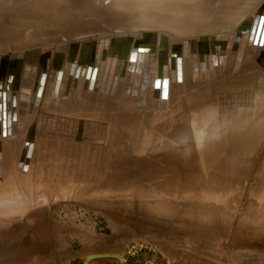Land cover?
I'll list each match as a JSON object with an SVG mask.
<instances>
[{
	"label": "rangeland",
	"instance_id": "374dc122",
	"mask_svg": "<svg viewBox=\"0 0 264 264\" xmlns=\"http://www.w3.org/2000/svg\"><path fill=\"white\" fill-rule=\"evenodd\" d=\"M235 1L238 0H215L212 3L210 14L206 15L201 12L202 19H205V16H207V20L212 21L213 9L219 13L226 12L237 3ZM237 24L233 26L226 24V26L221 25L219 27L220 24L214 26L213 23L211 27L216 28L208 29L207 33L202 35L203 37L199 35L201 38L198 35L189 37L190 34L159 32L154 39L155 45L147 48V54L150 55L148 57L153 59V64H155L152 69L150 68L148 70V79L146 81L148 84H151L152 79L154 81L162 72L158 54L170 59V52L172 56L175 53L177 55L180 44L178 45L176 43H185L188 38L195 39V41H191L194 42L192 44L193 47L200 51L199 56L197 52V56L194 57L195 59L187 65L189 68H183L182 80H177L176 78H173L174 80L171 79L169 89H172V93L177 92V89L180 92L181 90L184 92L186 87L194 88L196 86L198 88L202 83V86L198 90L199 93L195 91V95L198 94L197 96H199L204 92L208 98H206L204 93L201 96L202 99H199L200 96L196 98L197 96H194L193 92V95L191 94L193 97L191 95L190 97L196 100V105L193 103L194 100L186 95V92L182 93L184 97L180 95L174 98L175 96L170 95L168 99L164 100L167 103L163 101L160 104L157 102V104L154 103L153 98H150L152 95L145 93L146 103H143L139 102V98L132 93H125V88L122 95H118V98L120 100L125 96L124 101L129 104L131 103L128 107L130 114L127 116L124 115L123 110L122 112L115 110V112L113 108V112L110 111L112 108L108 106L109 104L106 100L108 98L104 97V94H107L106 90L104 91L105 93L103 91H100V94L97 93L96 101L93 98H87L89 107L88 110H84L85 114L81 112L83 110L80 108L76 111H80L81 115L74 110L78 114L77 116L75 115L77 118L73 113H69L68 107L75 101L81 99L82 96H76L77 98H74L60 95L52 98L50 104L44 98L40 105L36 107L42 109L41 111H44L48 107L46 111L49 112L48 114L50 116H48L46 111L41 112L36 107L35 113L33 110V113L28 115V117L25 115L24 120L31 122L33 119L34 123L28 126L22 123L18 135L10 136L11 140H5V143L9 147L8 150L5 143L0 146V149L2 148L1 150L5 148L3 153L7 155L3 154L2 169L0 168V183H6L13 191L14 196L20 194L24 197L17 200L22 206H17L14 205V199H7L6 195L2 198L1 195L4 193L0 191V264H264V67L257 62L258 56H254L255 54L252 56L249 55L250 57L248 59L245 56V61H243L242 55L245 54L244 51L241 53V60L236 64H233L231 60L229 63L228 59L226 61V58L230 55H228V49L233 51L232 48H236L233 51L236 53L238 49L241 50L242 46L247 47L248 40L246 38L244 42L243 40L240 42V38H238L239 48L235 46L231 47L230 42L228 43L229 40H227L224 47L227 53L225 52L224 57L222 53V55L220 53H218L219 55L217 54L216 50L219 46L217 47L213 41L214 38L219 37V34L233 33L241 25L237 26ZM235 26L237 27L234 29L233 27ZM238 33L243 34L242 29ZM128 34L137 36L153 35L152 33L139 32ZM166 35H171L169 36L171 39ZM111 36H101L97 39L98 41L105 40ZM97 39H87L73 43H96ZM171 42L175 43L172 44ZM167 44H171L169 45L170 51L167 48ZM174 44L176 45L174 46ZM69 45H72V43L57 46L55 48V57L49 63V70L56 67L63 70L64 78H66L64 80L69 79L70 74L73 75L72 69H74L70 63L72 62V56L65 52L66 46ZM200 45L202 46L200 47ZM254 45L258 44H253L252 46ZM190 46L191 44L186 45L188 54L191 52L189 50ZM252 46L250 45L247 48L246 52L248 51V54L251 53L249 49ZM262 46L264 47V45ZM201 48L203 50L204 48H208L211 54L207 51L206 53L209 55H205L203 58V55L200 56V53L203 52ZM130 49L131 47H129ZM172 50L176 51L173 52ZM88 51L87 57H92V55L94 57L96 56L95 48H91ZM24 55H28V53ZM29 55H33L34 57L32 56L29 59L26 77L32 63L36 64H34L35 67L37 64H40L39 54L37 56L36 53H29ZM210 55L212 57L211 60H209L211 58L209 57ZM220 55L224 58L220 64V68L222 69L220 71H223V74L219 73L221 75L218 76V74H211L217 67H212V61L216 64L220 63V59H222ZM197 58L199 60L201 59L200 61L206 58L208 61L206 68L211 66L213 69L209 67L211 69L210 74L208 70V73H201L199 71V64L201 63H199L200 61ZM102 59L103 57H101ZM246 60L248 63H253V65L251 64V66L246 63ZM242 61L246 63L242 66L246 68V65L248 67L250 65L254 73L248 67V70L246 68L248 72L244 68L241 72L240 67L242 68ZM161 62L163 63V61ZM93 63L96 64L97 62ZM5 65L8 66V63H5ZM70 67L72 68L70 69ZM156 68H159L160 71L156 70ZM194 68H196L195 73L187 76L188 78H184V73L187 72L186 70H194ZM203 69L205 68L203 67ZM223 69L226 72L225 74ZM18 70L17 72L15 71L14 77L18 83L20 82V85L22 82L21 79L24 76V69L20 67ZM69 70L70 72H68ZM163 70L164 75L169 74L167 76H170V67L168 69L164 68ZM239 70L241 74H244L245 71L247 74L245 73L243 76L238 73L241 78L240 76L237 77V74L228 73L230 71L238 72ZM249 72L250 75L258 73L260 76L257 74L251 77L249 76ZM212 73H215V71ZM171 74H174V71ZM129 75H133L132 72ZM214 75L218 77L215 79ZM205 76L207 79H210L209 81L213 80L212 90L211 84H208L209 81H206ZM230 76L231 79H237L231 80ZM9 77L10 74L8 75L7 73L5 84L9 83L7 90L12 92L13 88L10 85ZM31 77H33L32 73ZM238 78H241V80H238ZM247 79H253V82H250V80L248 82ZM217 80L222 81V84L224 82V85L220 84L221 82ZM140 81L141 79L136 80V82ZM185 81H188L191 86L188 87ZM191 81L195 82L192 83ZM200 81L202 82L200 83ZM173 82H175L174 84L176 86L172 84ZM176 82H178L179 86ZM244 82H246V86H244ZM191 83L194 84V87ZM203 83H205L204 86ZM214 84L218 89H216L217 87ZM225 84H230L231 86L228 85L229 87H226ZM202 87H205L204 89L206 90L204 91ZM208 87L210 88V92L209 90L207 91L209 89ZM222 87H226L227 89ZM231 88L232 91L230 90ZM215 89L219 92H213ZM238 89H241V93ZM170 90L169 94H171ZM140 91H142V88H140ZM215 93L221 96L220 100L223 99L222 106H219L221 101L218 100L219 95ZM99 95L104 99L100 98ZM209 95H212L213 98ZM231 95L235 96L232 97ZM187 96L190 101L192 100L191 102L187 100ZM182 97L184 100H181ZM214 97L218 100V102L216 101L217 104L215 103ZM227 98L228 101L229 98L231 99L229 103ZM97 99L98 101L99 99L103 100V102L99 101L98 104ZM208 99L214 101L211 100L209 102ZM188 101L190 102L189 104L187 103ZM199 101L206 105H202ZM100 102L104 107L103 105L99 106L101 105ZM169 102L171 104L174 102V104L177 103L178 105H171ZM51 103L53 108L48 110L50 109ZM151 103L156 104L155 106L152 104L154 106L153 109L150 105ZM223 103L228 105L225 106ZM133 104L136 106H133ZM191 104L193 106H190L189 110L187 106ZM55 105L57 107H61L62 105L65 111L62 107L57 108ZM145 105L151 106L149 108L147 106L148 111L144 107ZM207 105L211 113L208 112ZM185 106L188 108L187 112L194 111L193 113L188 112L192 116L185 113L186 111H183L186 110ZM99 107L101 109H98ZM131 107H134V109ZM175 107L179 108L177 109ZM218 107L220 109L223 107L224 109L219 115L211 116V114L214 113L213 115H215L220 110ZM195 108L199 111L195 110ZM204 109H207V111L202 114ZM53 110L56 112H52ZM98 110L101 114L98 113ZM137 110L138 112H136ZM139 111L142 112L140 113ZM135 113L147 115L143 117V115H135ZM89 114L91 116L94 115L93 118L91 116L89 118ZM98 115L101 116L100 119ZM38 116L42 117L43 121L37 118ZM66 116L69 118H66ZM79 116H83L85 122L83 118L80 122L78 120ZM124 116L129 119H125L126 121L128 120L129 125L125 121V123L122 122V118H125ZM140 116L141 118H139ZM186 116L189 118L187 119ZM145 117L147 118L145 119ZM86 118L89 122H86ZM136 118L138 120H145L138 121ZM174 118L176 119L174 120ZM74 119L77 120L75 121ZM95 120L98 122L95 123ZM77 121L82 123V126L78 127L76 124ZM120 121L123 124H120ZM83 123H86V126ZM92 123L94 124L92 125ZM40 124L43 126H41L42 128H40ZM65 125L66 127H64ZM128 126L130 128L127 129ZM35 127L36 129L34 130ZM84 127L87 128L85 129ZM65 128L67 131H74L75 135L78 134L81 138L83 137V142L86 144H81L83 143L82 140H79V142L71 136H69V139H75L76 142L75 140L69 141L66 135L68 132ZM77 129L78 131H76ZM62 130L64 131L62 132ZM179 130L180 136L177 134ZM197 131H200V138L196 136ZM55 132L57 134H54ZM59 132L61 133L60 135H58ZM34 134L35 136L32 137L31 135ZM69 134L72 135V133ZM54 135L59 137H54ZM16 136L17 138H15ZM41 137L43 139L46 138V147H43L44 143ZM31 139L35 143L33 155L35 153V156L38 155V149L36 148L39 146H42L40 148L44 151V148H46V155H43L45 156L43 157L41 156L43 154L41 152L43 151H38V153H41V155H38L39 158L42 160L43 157V160H40L39 163L38 156L34 158L32 155L29 168L27 167L28 169H25V173H23L24 177H22L21 173L23 169L20 165L23 162L22 155L24 148L27 146L24 141H31ZM38 139L41 140V143L37 147L38 144L36 142H40ZM34 140L37 141L35 142ZM51 140L52 142H50ZM9 141L11 145H13V142L18 143L17 146L15 143L13 145L17 148L9 145ZM19 142L23 145H19ZM74 143H80L81 147L84 146L85 148V145L88 146L89 144V148L87 147L85 153L83 152L85 150L83 147L82 153L84 155L79 153V156L75 152V157L79 156L81 158L77 159L78 161L76 163L73 155ZM80 144H77V146ZM24 145L25 147H22ZM90 145L94 146L91 148ZM10 147L15 151H11ZM90 148L92 149L91 152ZM127 148H130L132 152L133 162H131L128 155L126 156L123 153V150ZM6 150L7 152H5ZM8 151L11 152L9 153ZM55 154L58 156L60 154L62 158ZM63 155H66V158ZM172 156H177L178 158L176 157L175 160V157L173 158ZM67 158H71V161L70 159L67 160ZM31 160H34V163ZM62 160L64 162L65 160L70 161V163L65 162V165ZM41 162L47 163H43L44 165L42 167ZM74 163L75 165H73ZM153 163L156 168L152 166ZM146 164L151 168L148 165L149 168H146ZM40 165L41 167H39ZM123 170L130 172L128 176L134 175L120 179L118 175L115 177V173H121ZM71 172L74 175H78V177L72 175ZM186 189H189V192ZM175 192L179 193L177 194Z\"/></svg>",
	"mask_w": 264,
	"mask_h": 264
},
{
	"label": "bare ground",
	"instance_id": "6f19581e",
	"mask_svg": "<svg viewBox=\"0 0 264 264\" xmlns=\"http://www.w3.org/2000/svg\"><path fill=\"white\" fill-rule=\"evenodd\" d=\"M107 1H110L109 3H107ZM215 0H0V89L1 90H6V91H8L7 89H8V85H9V83L8 84H5L6 82H5V80H6V75H7V73H8V75L10 74V77H9V79H10V85H12V88H13V90H12V92H15L16 93V97L18 98V102H19V99L20 100H23V99H26V95H25V93L26 92H30V91H32V88H33V83H35V81L38 79V77L40 76V72H39V68H42V69H48L49 68V63L51 62V61H53V59H54V57H55V54H56V52H55V48L57 47V46H59V45H67L68 43H72V45H69V46H66V54L68 53V55L70 54L71 56H72V62H70L71 64H72V66H73V68L74 69H72L73 70V75H74V73H75V70H76V68H77V66H78V64L80 63V64H82V65H85V64H87V65H91V63H93V62H97L95 65L98 67L99 66V64H101V57H103V59H106V57L107 56H117V55H123V54H125L126 52H127V49L129 48V47H131V49L129 50V52L130 51H132L134 48H136V47H139V48H142V47H144L145 49H146V51L148 50L147 48L149 47V46H151V45H155V42H154V39L156 38V34H158L159 32H168L169 34H190V36L189 37H192V36H194V35H200V36H202V35H204L205 33H207V31H208V29H211V28H216V27H211V25L214 23V26H218V24H220V26L219 27H221V25H223V26H226V24H229V26H233V25H235L236 23H238L237 24V26H239L240 24V27L237 29V30H235L233 33H229V34H225V33H222V34H219V37L217 36L216 38H214L213 39V41H214V44H216L217 45V49H221V48H224L225 47V44H226V41L227 40H229L228 41V43L230 42V45H231V47L232 46H235V47H238L239 46V44L238 43H236V41H237V39L235 38V36H236V34H237V32L240 30V29H242V31H246L247 29H251V27H252V25L253 24H256L258 27L260 26V24H261V17L262 16H264V0H238V1H235V2H237L234 6H232V8L231 9H229L228 11H226V12H216V10L214 11V9H213V12H214V14H213V18H212V21H210V20H207V16H205V19H202V16H201V12H203V13H205L206 15L207 14H210V12H211V7H212V3L214 2ZM218 13V14H217ZM259 15V16H258ZM259 17L258 18V20H255L256 19V17ZM38 21H39V23H38ZM237 26H235V27H233L234 29L237 27ZM133 32H139V33H152L153 35L151 36V35H144V36H137V35H133V34H128V33H133ZM120 33H125V35H123V34H121L120 35ZM127 33V34H126ZM115 34H117L116 36H115ZM119 34V35H118ZM33 35V36H32ZM108 35H112L111 37H109L108 39H105V40H99L98 41V39H99V37H103V36H108ZM165 36V35H164ZM163 36V37H164ZM166 36H168V35H166ZM169 36H171V35H169ZM168 36V37H169ZM199 36V37H200ZM175 37H177V36H175ZM203 37V36H202ZM98 38V39H97ZM170 38V37H169ZM168 38V39H169ZM172 38H174V37H172ZM201 38V37H200ZM206 38V37H205ZM89 40V39H97V41H96V43H86V42H83V43H73V42H79V41H84V40ZM171 39V38H170ZM204 39V38H203ZM178 40V39H177ZM192 38L190 39V38H188L187 40H186V42L185 43H179L178 41V43H176V44H180L179 46H178V52H177V55H176V53L174 54V56H176V57H174V56H172L171 55V52H170V59H167V57H165V56H162L161 54H158V58L160 59L159 61H160V66H161V71H163V69L165 68H169L170 66H171V64L173 65V67H175L176 66V63H178L179 64V66H181L182 68H185V67H187V65H189L192 61H193V59H195L194 57L195 56H197V52H198V56H199V50H197V49H195L194 47H193V45L192 44H194V42H192V41H195V39H193L192 41ZM212 40V39H211ZM91 41V40H90ZM173 41V40H172ZM201 41V40H200ZM207 41V40H206ZM213 41H212V43H213ZM197 42V41H196ZM240 42H242V37L240 38ZM244 42V41H243ZM260 42L261 41H259V42H253V39H252V41L251 42H249V40H248V44H247V47L246 46H244V47H246V50H247V48L248 47H250V45L252 46L253 44H258V45H254V46H252V48H250L249 50H250V54H248V51L246 52V50H245V54L244 55H242V57H243V61H245V59H244V57L246 56L247 57V59L250 57V56H252V55H254V56H258L257 57V62L262 66V67H264V47L262 46V45H264V44H260ZM162 43V42H161ZM172 43V42H171ZM173 43H175V42H173ZM172 43V44H173ZM201 43H202V41H201ZM211 43V44H212ZM223 43V44H222ZM165 44V43H164ZM176 44H174V46L176 45ZM188 44H191V46H190V51L192 52V54H191V52H190V54H188V52H187V49H186V45H188ZM208 44V43H207ZM166 45V44H165ZM168 46H167V48L169 49V51H170V47H169V45H171V44H167ZM203 45V44H202ZM202 45H200V47L202 46ZM206 45V44H205ZM220 45H221V47H220ZM209 46V45H208ZM172 47V46H171ZM204 47V46H203ZM202 47V48H203ZM213 47V46H212ZM215 47V46H214ZM64 48V47H63ZM91 48H95V50H96V56L94 57V55H92V57H87V52H89L88 50L89 49H91ZM155 48V47H154ZM153 48V49H154ZM159 48V47H158ZM157 48V49H158ZM166 48V47H165ZM173 48H175V47H173ZM177 48V47H176ZM201 48V49H202ZM65 49V48H64ZM64 49H63V51H64ZM156 49V50H157ZM164 49V48H163ZM172 49V48H171ZM150 50V49H149ZM167 50V49H166ZM203 50V49H202ZM232 50L233 51H235L236 49L235 48H232ZM62 51V52H63ZM159 51V50H158ZM168 51V50H167ZM173 52L174 51H176V50H172ZM233 51H230V49H228V55H229V57L228 58H226V61H227V59H228V61H229V63L231 62V61H233L232 63L233 64H236L240 59H241V50H239L238 49V51L236 52V53H234ZM152 52H154V51H152ZM162 52V51H161ZM226 52V53H227ZM26 53H28V55H24V54H26ZM29 53H36V55L38 56V54H39V57L38 58H40V64H37V66L35 67L34 66V64L32 63V62H30V63H32V65H30V67H29V70H28V75H27V77H26V74H27V66H28V63H29V59H31L32 58V56L33 55H29ZM64 53V52H63ZM95 53V52H94ZM148 53H150L149 51H148ZM158 53V52H157ZM160 53V52H159ZM167 53H169V52H167ZM167 53H165V54H167ZM213 53V52H212ZM219 52L217 51V54H218ZM259 53V54H258ZM201 54V53H200ZM207 54V53H206ZM209 54H211V52H209ZM209 54H207V56L209 55ZM216 54V53H215ZM216 54V55H217ZM221 54V53H220ZM222 54L224 55L225 54V52H222ZM221 54V55H222ZM63 55V54H62ZM148 55L149 54H147V57H148ZM213 55V54H212ZM219 55V54H218ZM217 55V56H218ZM221 55H220V58H222L221 57ZM233 55V56H232ZM250 55V56H249ZM64 56V55H63ZM63 56H62V58H63ZM150 56V55H149ZM151 56H154V55H151ZM179 56H181V58H178ZM201 56V55H200ZM205 56V55H204ZM204 56H203V58H204ZM206 56V57H207ZM225 56V55H224ZM223 56V57H224ZM12 57V58H11ZM34 57V56H33ZM160 57H162V58H160ZM174 57V58H173ZM209 57H211V55L209 56ZM61 58V57H60ZM61 58V59H62ZM149 58V57H148ZM169 58V57H168ZM198 59V58H197ZM212 59V57L209 59V60H211ZM218 59H219V57H218ZM79 60H81V61H79ZM199 60V59H198ZM197 60V61H198ZM201 60V59H200ZM199 60V61H200ZM221 60V62L220 63H218V66L213 70V71H215V73H212L211 72V70L209 71V74H210V72H211V74H218V76L219 75H221V74H219V73H222L223 71H220V70H222L221 68H220V64L223 62L222 60H224V58H222V59H220ZM219 60V61H220ZM231 60V61H230ZM161 61H163V63L161 62ZM195 61V60H194ZM196 61V62H197ZM219 61H217V62H219ZM242 61V63L243 64H241V66L242 65H244V63L245 62H243ZM247 61V60H246ZM62 62V61H61ZM60 62V63H61ZM158 62V61H157ZM5 63H8V66L7 65H5ZM21 63V64H20ZM156 63V62H155ZM195 63V62H194ZM200 63V62H199ZM207 63H208V61H207ZM246 63H248V61L246 62ZM245 63V64H246ZM94 64V63H93ZM146 64L147 63H144V66H146ZM167 64V66H165ZM195 64H197V63H195ZM248 64H252L253 65V63H248ZM36 65V64H35ZM61 65V64H60ZM59 65V66H60ZM155 65V64H154ZM200 65V64H199ZM210 65V64H209ZM249 65V67H248V65H246L250 70H251V66ZM34 66V67H33ZM151 66V65H150ZM193 66V65H192ZM208 66V65H207ZM206 66V67H207ZM18 67V68H17ZM23 68L24 70V76H23V78L21 79L22 80V82H21V84L19 85V83L17 82V80L15 79V77H14V75H15V71L17 72V70L19 69V68ZM162 67H164V68H162ZM210 68H211V66H209ZM209 67H208V69H209ZM221 67H223V66H221ZM246 67V68H247ZM72 67H70V69H71ZM187 68H189V67H187ZM245 69L246 70V68L244 67V66H242V68L240 67V69H241V72H242V69ZM248 68H247V70H248ZM17 69V70H16ZM195 69L196 68H194V70H189V69H187L186 71V73H184L185 75V77L184 78H188L187 76H189V75H193L194 73H195ZM207 69V68H206ZM225 69V68H224ZM223 69V70H224ZM264 69V68H263ZM262 69V70H263ZM21 70V69H20ZM51 70V69H50ZM97 71H98V68L96 69ZM156 70H159V68H156ZM185 70V69H184ZM246 70V71H247ZM65 71H66V69H65ZM155 71V70H154ZM160 71V70H159ZM219 71V72H218ZM246 71H245V73H246ZM261 71V70H260ZM264 71V70H263ZM6 72V73H5ZM18 72H19V70H18ZM51 72V71H50ZM68 72H70V70L68 71ZM156 72V71H155ZM154 72V73H155ZM248 72V71H247ZM251 72H252V70H251ZM31 73H32V75H33V79L34 80H31L30 81V79H31ZM159 73V72H158ZM208 73V72H207ZM226 72H225V70H224V74H225ZM228 73H234L235 75L237 74V77L238 76H240L238 73H240V70L238 71V72H232V71H230V72H228ZM244 73V74H245ZM252 73H254V72H252ZM264 73V72H263ZM36 74H38V77H36L35 78V75ZM68 74V73H67ZM160 74H162V72L160 73ZM223 74V73H222ZM241 74V73H240ZM244 74H241V75H243L244 76ZM247 74V73H246ZM258 74V73H257ZM257 74H255V75H253V74H251L250 75V72H249V76H251V77H253V76H256ZM261 74V73H260ZM71 75V74H70ZM69 75V76H70ZM153 75V74H152ZM167 75H169V74H167ZM174 75V74H173ZM208 75V74H207ZM206 75V76H207ZM214 75V78L216 79L218 76H215ZM234 75V76H235ZM253 75V76H252ZM259 75V74H258ZM66 76H68V75H66ZM206 76H205V79H207L206 78ZM209 76V75H208ZM207 76V77H208ZM226 76V75H225ZM228 76V75H227ZM248 76V75H247ZM260 76V75H259ZM63 77H64V75H63ZM221 78H222V76H220ZM229 77V76H228ZM241 77V76H240ZM250 77V78H251ZM70 78V77H69ZM72 78V77H71ZM225 78V77H224ZM242 78V77H241ZM241 78L239 79L238 78V80H241ZM243 78H245V77H243ZM63 79H66V78H63ZM175 79V78H174ZM173 79V80H174ZM181 79H183V78H181ZM212 79H213V77H212ZM230 79H231V76H230ZM232 79H234V78H232ZM231 79V80H232ZM237 79V78H236ZM236 79H234V80H236ZM246 79V78H245ZM24 80V81H23ZM68 80V79H67ZM200 80H201V78H200ZM210 79H207L206 81H209ZM237 80V81H238ZM243 80V79H242ZM250 80V82H253V79H249ZM249 80L247 79V81L249 82ZM252 80V81H251ZM254 80H255V78H254ZM203 81V80H202ZM202 81H200V83L202 82ZM205 81V82H206ZM216 81V80H215ZM214 81V82H215ZM218 81V80H217ZM225 81V80H224ZM229 81V80H228ZM237 81H236V83H237ZM245 81V80H244ZM246 81V82H247ZM183 83H184V81H182ZM186 83L185 84H187V86L188 87H190L191 85H190V83H188V81H185ZM192 82V81H191ZM193 82H195V81H193ZM192 82V83H193ZM218 82H221L220 84H222V81H218ZM217 82V83H218ZM246 82H244L243 84H244V86H246L245 85V83ZM154 83V82H153ZM171 83V82H170ZM175 82H173L172 84H174ZM177 84H178V82H176ZM182 83V84H183ZM191 83V84H192ZM208 83V82H207ZM216 83V84H217ZM232 83V82H231ZM241 83V82H240ZM254 83H255V81H254ZM204 84L205 83H203V86H204ZM208 84H211V90H212V84H213V80L212 81H209V83ZM227 84V83H226ZM225 84V85H226ZM232 84H235V83H232ZM175 85V84H174ZM197 85V84H196ZM199 85V84H198ZM215 85V84H214ZM214 85H213V88H214ZM222 85H224V82H223V84ZM229 86H231L230 84H228ZM228 85H226V87L228 86ZM240 85H242V84H240ZM240 85H238L239 87H242V86H240ZM253 85V84H252ZM170 86V85H169ZM176 86V85H175ZM178 86H179V84H178ZM192 86L194 87V84H192ZM201 86H202V83H201ZM200 86V87H201ZM206 86V85H205ZM208 86V85H207ZM216 86V85H215ZM217 86H218V84H217ZM216 86V87H217ZM228 86V87H229ZM233 86V85H232ZM238 86H236L237 88H238ZM249 86V85H248ZM251 86V85H250ZM11 87V86H10ZM174 87V86H173ZM182 87V86H181ZM200 87H198V88H196V86L194 87V88H187L186 87V89H185V91L184 92H186V95H188L189 97H190V95L192 94L193 95V92H194V96H197V95H195V91L197 92L198 90H199V88ZM210 87V86H209ZM208 87V88H209ZM215 87V88H216ZM226 87H222V88H226ZM235 87V88H236ZM183 88V87H182ZM205 88V87H204ZM203 87H202V89L205 91L206 89H204ZM221 88V89H222ZM234 88V90L235 91H237L236 89ZM251 88V87H250ZM197 89V90H196ZM216 89H218V87L216 88ZM216 89L213 91V92H215L216 91ZM227 89V88H226ZM246 89H248V88H246ZM252 89V88H251ZM253 89H254V87H253ZM29 90V91H28ZM123 90H124V87H123V85H122V82L120 83V85L117 87V89H116V91H111V90H106L107 91V94H106V96H105V94H104V97L106 98H108V99H106L107 100V103L109 104L108 106H110L112 109H110V108H108V109H110V111H112L113 110V108H114V110L113 111H117V112H119V111H121L122 112V110H123V113H124V115H128V114H130L129 113V105L131 104H129V103H126L125 101H124V99H125V96L122 98V99H120L119 100V98H118V95H122V92H123ZM170 90V89H169ZM176 90V89H175ZM202 90V91H203ZM209 90V92H210V88L209 89H207V91ZM219 90H220V88H219ZM224 90V89H223ZM231 91H232V88L230 89ZM242 90H244V89H242ZM171 91V94H169V96L171 95V96H175L174 98H176V96L178 97V96H180V95H182V93H184V92H182V90H181V92L177 89L176 91L177 92H175V93H172V89L170 90ZM202 91H200V92H202ZM221 91V90H220ZM225 91V90H224ZM235 91H233V92H235ZM238 91H240V93H241V89H238ZM249 91V90H248ZM100 91H98V93H99ZM125 92V91H124ZM216 92H219V91H216ZM226 92V91H225ZM233 92H231V93H233ZM31 93V92H30ZM29 93V94H30ZM102 93V92H101ZM197 93H199V91L197 92ZM203 93L204 92H202V94L201 95H199V96H197L196 98H198L199 97V99H202L201 98V96H203ZM221 93V92H220ZM238 93V92H237ZM244 93V92H243ZM246 93V92H245ZM100 94V93H99ZM151 94V93H150ZM206 93H204V95H205ZM207 94H208V92H207ZM210 94H212V93H210ZM215 94H218V93H215ZM223 94H225L224 92H223ZM229 94V93H228ZM227 94V95H228ZM236 94V93H235ZM20 95V96H19ZM98 95V94H97ZM185 95V96H186ZM191 95V96H192ZM219 95V94H218ZM238 95H239V93H238ZM84 97V98H82V97ZM102 96H103V94H102ZM129 96H131V95H129ZM168 96V97H169ZM183 97H184V95H182ZM187 96V100H189V97ZM206 96V95H205ZM210 96V95H209ZM212 96V95H211ZM210 96V97H211ZM225 96V95H224ZM224 96H222L223 98H224ZM229 96V95H228ZM232 97L233 96H235V95H231ZM80 97H81V99H79V100H77V101H75L70 107H68L69 108V113L71 112V113H73L74 114V116L76 115H78L77 113L79 112V115H81L80 113L82 112V113H84L85 114V112H84V110H88V107H89V104H88V94H87V91H83L82 93H81V95H80ZM97 96L95 95V96H93L92 98L95 100V98H96ZM99 97L100 98H103V97H101L100 95H99ZM183 97L181 98V100L183 99ZM193 97V96H192ZM209 97V98H210ZM220 95H219V98H218V100L219 101H221V103H220V105L219 106H222L221 104H222V100H220ZM231 97V98H232ZM70 98V97H69ZM75 98V97H74ZM77 98V97H76ZM79 98V97H78ZM129 98V97H128ZM149 98V97H148ZM150 98H152L151 96H150ZM191 98V97H190ZM195 98V99H196ZM206 98H208L207 96H206ZM212 98H213V96H212ZM241 98V97H240ZM243 98V97H242ZM44 99V98H43ZM59 99V98H58ZM63 99H64V97H63ZM90 99V98H89ZM104 99V98H103ZM161 99V98H160ZM179 99H180V97H179ZM192 99V98H191ZM203 99H204V97H203ZM214 99H215V103H216V101L218 102V100H216V98L214 97ZM71 100V99H70ZM74 100H76V99H74ZM108 100H109V102H108ZM178 100V99H177ZM184 100V99H183ZM192 100H194V99H192ZM191 100V101H192ZM205 101H207V99H204ZM209 100V99H208ZM212 100V99H211ZM211 100H209V102L211 101ZM226 100V99H225ZM231 99L229 98V101H230ZM43 101V100H42ZM96 101V100H95ZM97 101H98V99H97ZM99 101H102L103 102V100H100L99 99ZM99 101H98V104H99ZM105 101V100H104ZM153 101V100H152ZM164 100H160V102H163ZM171 101H173V100H171ZM190 101V100H189ZM187 102L188 104L191 102ZM196 100H194L193 101V103H195V105H196V102H195ZM198 101V100H197ZM201 101H203V100H201ZM201 101H199L200 103H201ZM212 101H214V100H212ZM227 101H228V98H227ZM229 101H228V103H229ZM52 102V101H51ZM92 102V101H91ZM164 102H166L167 103V101H164ZM177 102V101H176ZM204 102V101H203ZM202 102V103H203ZM21 103L23 104L24 102L23 101H21ZM54 103V102H53ZM55 103H56V100H55ZM58 103H59V101H58ZM66 103V102H65ZM64 103V104H65ZM101 103V102H100ZM106 102H105V104H107ZM170 104H171V102H169ZM177 103H179V102H177ZM177 103H175L174 104V102L172 103V104H174V105H176ZM185 103V102H184ZM198 103V102H197ZM199 103V104H200ZM201 103V104H202ZM204 103H207V102H204ZM214 103V102H213ZM213 103H212V105H213ZM215 103H214V105H215ZM225 103H227V102H225ZM225 103H223V105L225 104ZM238 103V102H237ZM49 104H50V101H49ZM96 104V103H95ZM152 104L153 103H151L150 105L152 106ZM158 104H160V103H158ZM162 104V103H161ZM171 104V105H172ZM186 104V103H185ZM208 104H211V103H208ZM217 104V103H216ZM56 105H58V104H56ZM55 105V107H57ZM62 105H63V103H62ZM61 105V107L63 108V106ZM103 104L101 103V105H99V106H102ZM149 105V106H150ZM154 105V104H153ZM178 105V104H177ZM176 105V106H177ZM184 105V104H183ZM182 105V106H183ZM198 105V104H197ZM202 105H206V104H202ZM213 105V107L215 108V106ZM226 105H228V104H225V106ZM47 106H48V104H47ZM60 106V105H59ZM97 106V105H96ZM133 106H136V105H134L133 104ZM147 106L148 105H145L144 107L146 108V110L148 111L149 109V106H148V108H147ZM150 106V107H151ZM155 106V105H154ZM154 106H152V109H153V107ZM168 106V105H167ZM192 107L193 105L191 104V105H188L187 107L189 108V107ZM41 107V106H40ZM43 107V106H42ZM44 107H46V106H44ZM61 107H57V108H61ZM95 107V106H94ZM103 107H104V105H103ZM161 107V106H160ZM202 107V106H201ZM210 107H211V105H210ZM212 107V108H213ZM37 108V107H36ZM47 108L48 107H46L45 108V110L44 111H41L42 109H38L37 108V110H39V111H41V112H45L46 110H47ZM51 108H53V106H52V103H51V105H50V109H48V110H51ZM78 108H80V109H82L83 111H76V110H78ZM131 108H133L134 109V107H131ZM141 108H143V107H141ZM144 108V109H145ZM166 108V107H165ZM168 108V107H167ZM172 108V107H171ZM175 108H177V107H175ZM175 108H173L174 110H175ZM179 108V107H178ZM177 108V109H178ZM185 108H186V106H185ZM188 108H186V110H183L182 108V110L183 111H186L185 113H187V114H189L190 115V113H188V112H191V111H188L187 112V109ZM194 108V107H193ZM219 109H220V107H218ZM90 109H91V107H90ZM98 109H101L100 107L98 108ZM106 109V108H105ZM151 109V108H150ZM161 109V108H160ZM180 109V110H181ZM192 109V108H191ZM200 109V108H199ZM207 109H208V105H207ZM207 109H204L203 110V112H202V114L204 113V112H206L207 111ZM224 108L222 107L219 111H217V113L215 114V115H213V114H211V116H217V115H219V113L220 112H222V110H223ZM36 110V111H37ZM54 110H56L55 108H54ZM54 110L52 111V112H54ZM63 110H64V108H63ZM77 112H75V111ZM93 110V109H92ZM95 110V109H94ZM131 110V109H130ZM135 110H136V108H135ZM140 110H142V109H140ZM158 110V109H157ZM189 110H190V108H189ZM195 110H198L197 108H195ZM209 111L208 112H210V109H208ZM57 111V110H56ZM55 111V112H56ZM65 111V110H64ZM112 111V112H113ZM115 111V112H116ZM143 111V110H142ZM141 111V112H142ZM159 111V110H158ZM166 111V110H165ZM199 111V110H198ZM198 111H197V113H198ZM202 111V110H201ZM38 112V111H37ZM37 112H36V114H37ZM47 112V111H46ZM51 112V111H50ZM54 112V113H55ZM58 112V111H57ZM97 112V111H96ZM100 111L98 110V113H99ZM133 113H134V111H132ZM136 112H138V110L136 111ZM140 112V111H139ZM140 112V113H141ZM155 112H156V110H155ZM180 112V111H179ZM194 112V111H193ZM193 112H191V113H193ZM34 113H35V108H34ZM39 113V112H38ZM49 112H47V114H48ZM62 113V112H61ZM91 114H92V112H90ZM133 113H131L132 115H133ZM140 113H135V115L136 114H140ZM148 113V112H147ZM150 113V112H149ZM157 113V112H156ZM159 113V112H158ZM211 113V112H210ZM36 114H34V115H36ZM64 114H65V112H64ZM87 114V113H86ZM99 114H101V113H99ZM109 114V113H108ZM155 114V113H154ZM182 114V113H181ZM183 114H184V112H183ZM194 114H196V113H194ZM193 114V115H194ZM200 114V113H199ZM38 115V114H37ZM54 115V114H53ZM67 116H68V114H66ZM71 115V114H70ZM83 115V114H82ZM96 115H97V113H96ZM114 115V114H113ZM141 116L143 115V117L144 116H146L147 114H140ZM152 115V114H151ZM150 115V116H151ZM209 115V114H208ZM222 115V114H221ZM47 116V115H46ZM48 116H50L49 114H48ZM47 116V117H48ZM63 116V115H62ZM66 116V118H69V117H67ZM75 116V117H76ZM89 116H91L90 114L88 115V117ZM93 116L94 115H92L91 117L93 118ZM98 116H100V115H98ZM103 116H104V114H103ZM139 116V115H138ZM141 116L139 117V118H141ZM178 116V115H177ZM185 116V115H184ZM190 116H192V115H190ZM24 117H25V115H23V116H20L19 117V120H18V130H17V135H18V133H19V128L21 127L20 125L23 123V124H25V125H29V124H31V123H34V120L32 119V121L31 122H27L26 120H24ZM27 117H28V115H27ZM36 117V116H35ZM35 117H34V119H35ZM47 117H45V118H47ZM57 117V116H56ZM81 117V118H80ZM125 117V116H124ZM129 117H130V115H129ZM133 117V116H132ZM147 117H149V116H147ZM147 117H145V119L147 118ZM195 117H196V115H195ZM194 117V118H195ZM37 118H40L41 120H42V117H37ZM36 118V119H37ZM49 118V117H48ZM73 118V117H72ZM77 118V117H76ZM82 118H83V120L85 119L83 116H79V118H78V120L81 122L82 121ZM90 118V117H89ZM95 118H96V116H95ZM94 118V119H95ZM101 118V116L99 117V119ZM171 118H173V117H171ZM186 118L188 119L189 117H187L186 116ZM185 118V119H186ZM44 119V118H43ZM52 119V118H51ZM81 119V120H80ZM109 119V118H108ZM116 119V118H115ZM119 119V118H118ZM125 119H128V118H122V122H127V125H129V123H128V120L126 121ZM137 119V118H136ZM145 119H143V120H145ZM176 118H174V120H175ZM47 120V119H46ZM75 120V119H74ZM77 120V119H76ZM75 120V121H76ZM86 122H89L88 121V119L86 118ZM98 120V119H97ZM138 120V119H137ZM136 120V121H137ZM140 120H142V119H139L138 121H140ZM142 120V121H143ZM38 121V120H37ZM43 121V120H42ZM41 121V122H42ZM62 121V120H61ZM79 121H77V125H78V127L79 126H82V123H79ZM91 121V120H90ZM100 121V120H99ZM102 121V120H101ZM106 121V120H105ZM120 121V122H121ZM141 121V122H142ZM152 121V120H151ZM154 121V120H153ZM165 121V120H164ZM167 121H168V119H167ZM56 122V121H55ZM66 122V121H65ZM84 122H85V120H84ZM92 122H94L93 120H92ZM96 122H98V121H96L95 120V123ZM103 122V121H102ZM120 123V124H123V123ZM124 122V123H125ZM38 124H39V122H37ZM36 123V124H37ZM48 123V122H47ZM61 123V122H60ZM74 123V122H73ZM91 123V122H90ZM103 123H105V122H103ZM114 123V122H113ZM45 124V123H44ZM43 124V125H44ZM71 124V123H70ZM84 125L86 124V123H83ZM94 123H92V125H93ZM168 124H169V122H168ZM32 125V124H31ZM50 125H51V123H50ZM64 125V124H63ZM74 126H75V124H73ZM126 125V124H125ZM42 125L40 124V128H42L41 127ZM48 126H49V124H48ZM86 126V125H85ZM89 126V125H88ZM98 126V125H97ZM132 126H134V125H132ZM37 127V126H36ZM36 127L34 128V130L36 129ZM60 127V126H59ZM64 127H66V125L64 126ZM76 127V126H75ZM95 127H96V125H95ZM125 127V126H124ZM123 127V128H124ZM39 128V127H38ZM72 128V127H71ZM77 128V127H76ZM83 128V127H82ZM85 128V127H84ZM87 128V127H86ZM85 128V129H86ZM122 128V127H121ZM128 128H130V126H128L127 127V129ZM159 128V127H158ZM173 128V127H172ZM91 129V128H90ZM65 130H66V128H65ZM68 130H70V129H68ZM73 130H75V129H73ZM140 130V129H139ZM175 130V129H174ZM41 131V130H40ZM67 131V130H66ZM76 131H78V129L76 130ZM87 131V130H86ZM141 131V130H140ZM161 131V130H160ZM172 131V130H171ZM170 131V132H171ZM177 131V130H176ZM43 132V131H42ZM50 133H52L51 131H49ZM58 132V131H57ZM62 132H63V130H62ZM74 132V131H73ZM72 132V133H73ZM82 132V131H81ZM81 132H77V133H81ZM180 130L178 131V135L180 136ZM35 133H36V131H35ZM76 133V132H75ZM84 133V132H83ZM165 134H166V132H164ZM163 133V134H164ZM200 131H197L196 132V136L197 137H199L200 138ZM28 134V133H27ZM54 134H57L56 132L54 133ZM61 133L59 132L58 133V135H60ZM203 134V133H202ZM26 135V134H25ZM45 135V134H44ZM67 135V134H66ZM78 135V134H77ZM162 135V134H161ZM28 136V135H27ZM32 137L33 136H35V134L34 135H31ZM43 136V135H42ZM164 136V135H163ZM47 137V136H46ZM55 137V136H54ZM57 137H59V136H57ZM62 137V136H61ZM15 138H17V136L15 137ZM36 138V137H35ZM38 138V137H37ZM42 138V137H41ZM48 138V137H47ZM52 138V137H51ZM50 138V139H51ZM64 138V137H63ZM73 138V137H72ZM72 138H70L69 139V136H68V139H69V141H71V140H75V139H72ZM74 138H76V137H74ZM180 138V137H179ZM178 138V139H179ZM30 139V138H29ZM33 139V138H32ZM32 139H31V141H32ZM49 139V140H50ZM59 139V138H58ZM66 139V138H65ZM65 139H63V140H65ZM82 139H83V137H82ZM87 139V138H86ZM5 140H11L10 139V136H4V135H2L1 133H0V146L3 144V143H5ZM22 140V139H21ZM25 140V139H24ZM52 140H53V138H52ZM52 140L50 141V142H52ZM84 140V139H83ZM83 140H82V142H83ZM192 140V139H191ZM23 141V140H22ZM22 141H20V142H22ZM27 141V140H26ZM26 141H24L25 143H26ZM35 142L37 141V140H34ZM38 141H40V142H36L37 144V147L39 146V144L41 143V140H39L38 139ZM81 141V140H80ZM79 141V142H80ZM193 141V140H192ZM10 142V141H9ZM19 142V145L20 144H22V143H20ZM42 142L44 143V139L42 138ZM47 142V141H46ZM55 142V141H54ZM72 142H74V141H72ZM71 142V143H72ZM75 142H76V140H75ZM85 142H87L86 140H85ZM227 142V141H226ZM16 144V146H17V144L18 143H16V142H13L12 144L13 145H15ZM34 143V142H33ZM42 143V144H43ZM48 143H49V141H48ZM88 143V142H87ZM6 144V148H7V150H8V145H7V143H5ZM24 144V143H23ZM22 144V145H23ZM35 144V143H34ZM41 144V145H42ZM50 144V143H49ZM75 144V143H74ZM74 144H71V145H74ZM77 144H80V143H77ZM81 144H86V143H81ZM81 144L79 145V146H77L76 147V153H82V150H83V147H81ZM4 145V144H3ZM9 145H11V142H10V144ZM13 145H11L12 147H14ZM26 145V144H25ZM25 145L24 146H22V147H25ZM66 145V144H65ZM68 145V144H67ZM15 146V147H16ZM35 146V145H34ZM45 145L43 144V147H44ZM70 146V145H69ZM86 146V148H85V150L83 151L84 153H85V151H87V147L89 148V144H88V146L87 145H85ZM94 146V145H93ZM93 146H91L90 145V147L92 148ZM2 147H4V146H2ZM14 147V148H15ZM42 148V146H39L38 148H36V149H38V151H40L41 150V148ZM46 147V146H45ZM56 147V146H55ZM63 147V146H62ZM68 147V146H67ZM66 147V148H67ZM225 147V146H224ZM11 148V147H10ZM17 148V147H16ZM59 148V147H58ZM57 148V149H58ZM90 148V152H91V149ZM212 148V147H211ZM2 149V148H1ZM0 149V150H1ZM5 148H3V150H4ZM19 149V148H18ZM21 149V148H20ZM45 149V151H46V148H44ZM56 149V150H57ZM95 149V148H94ZM2 150V151H3ZM7 150L5 151V152H7ZM12 150H14V149H12L11 148V151ZM70 150V149H69ZM11 151H8L9 153L11 152ZM15 151V150H14ZM16 151H18V150H16ZM38 151H37V154L39 155H41V151H43V149L38 153ZM51 151V150H50ZM54 151H55V149H54ZM71 151V150H70ZM34 152H36V151H34ZM49 151H47V153H48ZM88 152H89V149H88ZM202 152V151H201ZM8 153V154H9ZM87 153V152H86ZM123 153L127 156H129V158L131 159V162H133V160H134V158L132 157L133 155H132V152L130 151V148H127V149H125V150H123ZM3 154H5V153H3ZM14 154H15V152H14ZM49 154H50V152H49ZM54 154V153H53ZM53 154H51V155H53ZM80 154H79V156H80ZM6 155V154H5ZM35 155H36V153H35ZM35 155H33L34 156V158L35 157H37V156H35ZM44 155H46V153L44 154ZM55 155H57V154H55ZM82 155H84L83 153H82ZM88 155V154H87ZM177 155V154H176ZM183 155V154H182ZM7 156V155H6ZM42 156V155H41ZM58 156V155H57ZM61 155L59 154V156L58 157H60ZM79 156H77L78 158L77 159H79L80 157ZM85 156H86V154H85ZM178 156V155H177ZM176 156V157H177ZM5 157V156H4ZM43 157H45V156H43ZM43 157H42V160H43ZM63 157L64 158H66V155L64 156L63 155ZM87 157V156H86ZM173 157V156H172ZM175 157V156H174ZM173 157V158H174ZM176 157H175V160H176ZM38 158H39V156H38ZM61 158H62V156H61ZM178 158V157H177ZM180 158V157H179ZM184 158V157H183ZM200 158V157H199ZM68 159H70V161H71V158H67V160ZM75 160V163H76V161H78V160ZM81 159V158H80ZM201 159V158H200ZM36 160H38V159H36ZM40 160H41V158H39V161H38V163L40 162ZM41 160V161H42ZM44 160H45V158H44ZM174 160V161H175ZM32 161V160H31ZM34 161V160H33ZM32 161V162H33ZM63 161V160H62ZM62 161H61V164H62ZM70 161L68 162V161H66L65 160V162H68V163H70ZM73 161V160H72ZM45 162V161H44ZM43 162V163H44ZM64 162V161H63ZM65 162L63 163V164H65ZM74 162V161H73ZM79 162H80V160H79ZM78 162V163H79ZM34 163V162H33ZM38 163H35V164H38ZM42 163V162H41ZM40 163V164H41ZM47 163V162H46ZM46 163H44V164H46ZM55 163V162H54ZM57 163H58V161H57ZM75 163L73 164V165H75ZM44 164H42V167H43V165ZM80 164V163H79ZM151 164V163H150ZM49 165V164H48ZM51 165V164H50ZM60 165V164H59ZM66 165V164H65ZM69 165H71V164H69ZM69 165H67L68 167H69ZM148 164H146V166H147ZM64 166V165H63ZM67 166H65V167H67ZM149 166V165H148ZM146 167V168H149V167ZM154 168H156V166H154V163H153V165H152ZM28 167V166H27ZM26 167V168H27ZM39 167H41V165L39 166ZM45 167V166H44ZM74 167V166H73ZM78 167V166H77ZM151 168V167H150ZM8 169V168H7ZM153 169V168H152ZM72 170V169H71ZM71 170H69V171H71ZM114 170V169H113ZM111 171V170H110ZM76 172V171H75ZM74 172V173H75ZM28 173V172H27ZM41 173H42V171H41ZM45 173V172H44ZM72 173V172H71ZM129 173L130 172H127V171H121V173H115V177L118 175V177H119V179L120 178H127V177H131V176H133L134 174H132V175H130V176H128L129 175ZM132 173V172H131ZM142 173V172H141ZM45 175V174H44ZM72 175H74L73 173H72ZM142 175V174H141ZM74 176H76V177H78V175H74ZM122 176V177H121ZM41 177H42V174H41ZM79 179H81V178H79ZM96 179V178H95ZM95 181V180H94ZM98 182V181H97ZM194 182V181H193ZM95 183V182H94ZM182 187H183V185H181ZM189 186V185H188ZM9 188V189H8ZM188 188V187H187ZM180 190H182V189H180ZM185 190V189H184ZM183 190V191H184ZM187 190V189H186ZM189 190V189H188ZM187 190V191H188ZM191 190H192V188H191ZM0 191L2 192V193H4V194H2L1 195V197L2 198H4L5 197V195H6V197H7V199H14V205H17V206H22L21 205V203L19 202V201H17L19 198H24L22 195H13L14 193H13V191L11 190V188L6 184V183H1V185H0ZM194 191H196V190H194ZM186 192V191H185ZM189 192V191H188ZM192 192H193V190H192ZM175 193H179V192H175ZM181 194H183V193H181ZM181 194H179V195H181ZM30 200V199H29ZM11 202V201H10ZM13 202V201H12ZM28 203V202H27ZM21 210V209H20ZM17 213V212H16Z\"/></svg>",
	"mask_w": 264,
	"mask_h": 264
},
{
	"label": "water",
	"instance_id": "95a60500",
	"mask_svg": "<svg viewBox=\"0 0 264 264\" xmlns=\"http://www.w3.org/2000/svg\"><path fill=\"white\" fill-rule=\"evenodd\" d=\"M109 2L110 1H107V3ZM258 16L255 20H258ZM242 33L243 34L237 32L235 38L239 40L238 38L242 37L243 41L246 38V40H249V42H251L253 39V42L261 41L262 44H264V16L261 17V24L259 27L256 24H253L251 29H247V31L245 32L242 31ZM236 43L239 42L236 41ZM239 47L240 44L238 48ZM245 50L246 47L242 46L241 53L243 51L245 52ZM207 51L209 52L208 48H204L203 52L200 55H207ZM216 51H218L219 53L226 52L224 48L217 49ZM178 58H181V56H179ZM144 63H147V67L144 66ZM200 63L201 64L199 66V71L201 73H206L207 70L210 71L212 69H206V58L200 61ZM212 64V67L218 66V64L214 63L213 61ZM150 65L152 67H150ZM153 65V59L147 57L146 49L144 47H136L130 52L128 48L127 52L123 55L107 56L106 59L101 60V64H99L98 67L95 64L82 65L79 63L74 75H70V77L72 78H69L68 80L63 79L64 72L58 67L53 68L51 72L49 68H39L40 76L38 77V74L35 75V78L38 77V79L35 81V83H33L32 91H30L31 93H25V95H27L26 99H19L18 102V98L16 97L15 92L6 90L3 91L0 89V133L4 136L17 135L19 117L23 115H31L34 108L40 105L43 98H46L47 101H50L52 98H56L60 95L65 97H76L80 96L83 91H87L88 98H92L93 96L97 95L98 91H116L121 82L124 89L126 88L125 93H132L134 96H137L139 98V102L146 103V98L144 96H146L145 93H148V95H152L154 103H160V98L161 100L168 99L169 83L171 79L176 78L177 80H182L181 78L183 76V68L179 66L178 63H176L175 67H173V65L171 64L170 76L164 75L163 70L162 74H159L158 77L154 79V81L152 79L151 84H148L146 81L148 79V70L150 68L152 69ZM203 67L205 69H203ZM97 68L98 71L96 70ZM173 71L174 75L171 74L173 73ZM131 72L133 75H129ZM31 78L32 80H34L33 77ZM127 79L129 80L127 81ZM138 79H141V81L136 82V80ZM140 88H142V91H140ZM21 101H23L24 103L22 104ZM67 132V136L76 137L77 141L83 140L80 135H75L74 132ZM69 133H72V135H70ZM54 136L56 137L57 135ZM26 145L27 146L26 148H24V152L22 155L23 162L20 165L23 169L21 173L22 177H24L23 173H25L26 167L28 166L29 168L30 159L33 155L34 149L33 141H27ZM44 145L47 146L46 138H44ZM76 145L77 144H75L73 155L76 152ZM42 153L43 156L45 151L43 150ZM75 155L74 160L77 159ZM2 163L3 151L0 150L1 169Z\"/></svg>",
	"mask_w": 264,
	"mask_h": 264
}]
</instances>
